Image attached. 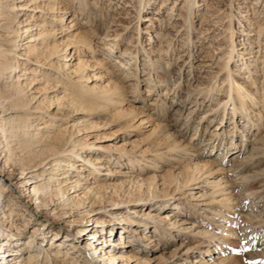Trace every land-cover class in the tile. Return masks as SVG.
Here are the masks:
<instances>
[{
  "label": "rangeland",
  "instance_id": "374dc122",
  "mask_svg": "<svg viewBox=\"0 0 264 264\" xmlns=\"http://www.w3.org/2000/svg\"><path fill=\"white\" fill-rule=\"evenodd\" d=\"M66 1L73 10L66 15V19H75L79 25L78 32L93 36L94 46L104 45L98 44V38L94 37L96 28L103 29L104 33L109 29L117 30L120 38L116 41L118 48L112 59L90 56L87 58L90 66L85 71L90 74L86 79L90 77V80L86 87L73 85L63 75L61 64L64 62L60 61V57L39 63L34 61L37 66L32 63L35 57H26L29 51L26 48L34 45L30 43L31 36H28L27 40L21 41L24 47L17 51L23 54L18 59L25 63L26 69L16 70L13 78L16 80L24 71L29 77L37 74L36 78L41 80L32 88L25 87V90L22 89L24 92H20L24 95L22 99L25 105H30V95L36 97L31 105L36 109L30 110L33 126L47 130V135L54 137L59 134V129L47 128L52 124L57 128L64 125L68 131L63 135L68 141L87 142L90 152L84 154L86 158L106 160V166L100 168L99 173L92 172L89 181L85 178L90 168L79 173L84 176L83 179L77 176L76 171H70V167H63L73 173L72 176L79 179L84 187L96 185L100 188L97 199L89 209H82L88 212L87 221L74 226H64V220H71L68 216L63 219L59 213L49 215L47 210L36 211L35 206L24 203L16 188L20 170H8V174L7 171L0 172L3 180L1 186L17 204L13 206L15 211L21 212L23 220L27 221V225L19 224V229L10 225V230L7 227L8 217H0V230L20 241L19 245L11 248L28 243L35 227L42 226L41 231L49 233L43 245L47 244V248L53 245L54 249V246L62 243L63 246L55 249L62 256L57 263L54 260L48 263L41 258L38 263L35 260L32 264H93L80 248L83 244L80 237L84 235L78 236V231L97 225L100 234L96 240L101 237L108 240L104 248L110 250L115 248L111 243L120 242L121 248L116 250L121 261L117 264H264V118H258V114L264 112V37L258 47V31L255 28L264 22V0H195L190 48L186 44V33L176 35V28L173 27L174 22L182 25L187 19V0H144L149 5H145L140 16L135 13L138 0H85V9L76 2ZM55 2L59 4L60 1ZM55 2L49 3L53 5ZM231 8L235 13L242 12L249 15L247 18H254L257 24L251 28V32H243L242 28L241 33L234 36L235 50L229 60L232 45L228 31L231 20L227 14ZM157 9H161L164 15L160 17L164 20L161 22L164 37L156 38L154 33L155 38L150 40L152 29L145 18L155 15ZM167 10L173 13L171 21ZM33 14L38 22L45 20L54 28L67 26L58 23V14L55 17L49 14L50 19H43L45 15L40 16V13ZM33 14L30 13L31 16ZM27 17L20 15L17 21L22 23ZM244 20L246 17H242ZM111 24L116 27L111 28ZM127 26L129 28L124 30ZM138 26L141 29L140 46L151 53L148 55L154 60L155 67L150 71L145 65L147 61L142 55V47H137L140 51L138 66L132 71L138 81H125L126 71L119 70L117 57L127 48L134 52L136 45H130V42L135 41ZM233 27L236 31L241 28L236 18ZM41 28L33 34H38ZM50 29L52 27H47L45 34ZM42 43L39 41L37 45L41 46ZM76 47L78 44H71L67 54L70 56ZM71 66L75 69L78 60ZM180 69L181 80L178 74ZM218 72L219 79L230 73L238 82L236 89L244 88L239 92L244 95L249 92L259 104L253 106L252 101L246 99L252 107L254 127L251 132V124H246L247 118L235 115L239 129L246 124L247 140L244 141L243 133L238 131L235 132L238 137L231 138L233 124L231 114H227L220 129L225 143L212 149L211 139L215 132H219L216 126L220 122V115L212 122L214 114L205 118L202 116L212 111L216 104L210 103L205 94L191 95L187 100L186 95L198 87L205 89L209 82H214L213 76ZM203 76H208V79L204 80ZM155 83L150 92V87ZM64 88L83 104L80 102L79 107H67L59 102ZM115 88L118 91L110 93ZM233 94L237 96L235 91ZM195 101L199 108H195ZM217 107L222 113V107ZM190 108L195 111L188 121L186 117ZM129 109L136 111L130 114ZM3 113L8 114L6 118L11 116L10 112H0V115ZM26 114L23 113L24 116ZM38 118L41 120L37 121ZM73 161L83 164L82 161ZM204 162L208 164L207 170L202 172L204 176L185 191L191 192V199L184 200L181 190L185 180L193 176L192 168ZM108 167L111 174L106 170ZM44 170L35 172L41 174ZM207 179L210 182L221 179L228 183V197L215 195V189L206 184ZM74 214L72 219L78 221V213ZM156 216H169L173 225L159 226ZM125 219H131L134 223H127ZM4 222L6 225L2 228ZM229 231L233 233L230 235ZM84 234L87 236L89 233ZM140 234L148 239L140 241ZM41 238L37 237L35 246L42 243L44 237ZM96 240L94 245H98ZM31 251L35 255L36 250ZM67 252L69 257L65 260ZM23 257L22 264H27L28 255ZM19 261L14 259L12 262L17 264Z\"/></svg>",
  "mask_w": 264,
  "mask_h": 264
},
{
  "label": "bare ground",
  "instance_id": "6f19581e",
  "mask_svg": "<svg viewBox=\"0 0 264 264\" xmlns=\"http://www.w3.org/2000/svg\"><path fill=\"white\" fill-rule=\"evenodd\" d=\"M59 1V4H56L55 0H0V112L11 113V116L7 118L6 116L8 114L6 113L0 115V172L7 171L8 174V170H10L11 172L13 170H20L21 175L16 183V188L20 196L24 198V203H26L28 206H35L36 211H38L39 209L47 210L49 215L56 216V214L59 213L63 219H67L68 216V218H71V220H64V226H66V224L74 226L77 224H82L83 221H87L88 212L82 211V209H89L90 205H92L97 199L100 188L96 185L84 187L83 183L79 179H76L75 176H72L73 173L69 172V170H66L63 167H70V171H76L77 176H80L83 179L84 176L79 175V173L81 171L86 172V168H90L91 170H88V175L85 178L86 180H88L92 172L99 173L100 168H105L104 166L106 165L104 163L106 160L94 159L93 157L86 158V155L84 154H88L90 152V150H88V143L82 142V140H78L77 142L68 141L63 135V133H66L68 131V128L64 127V125H59L58 128L57 126L55 127L54 124H52L49 128H47V126L45 127L49 130H54V128L59 129V134H56V136L54 137L47 135V130H41L43 128L33 126L31 119L32 114L30 113V110L32 111L36 109V107L33 108L31 106L36 97L30 95V105H25L22 99L24 95L20 92L22 91V89L25 90V87L27 89L29 88V86L30 88H32V86H34L41 80L36 78L37 74H32L35 77H29L24 71H22V73L24 74L18 76L16 80L15 78H13V74L17 72L16 70H18L19 68L26 69L24 68L25 63L19 62L18 59L19 55L21 57L23 56V54H19L17 51L18 49L24 47L21 41L23 42L24 40H27L26 37L31 36L30 43H34V45L32 47L27 46L28 48L26 49H28L29 51L25 55L26 57H35L33 58L32 63L34 61L39 63L40 61L52 60L56 57H60V61L64 62V64H61L64 72V77L69 79L73 85L86 87L87 81L90 80V77L86 79V77L90 74H87L85 72L86 69L90 66V60H88L87 58H90V56L92 58L102 56L111 60L115 54V49L118 48L116 45V41L120 38V34L117 33V30L109 29L106 33H104L103 29L96 28L95 34L97 35L94 34V37L98 38V44L104 45L101 47L99 45L98 47L94 46L93 44H95V41L93 42V36L87 35L88 33L86 34L84 32H78L77 28L79 25L76 23L77 21L75 19H66V15L73 12V10L70 8V4H67L66 0ZM69 1L80 4L81 8L85 9L86 7L85 0ZM49 2L55 3L52 5ZM262 2L264 3V1ZM186 3L187 19L182 25H178V23L174 22L173 27L176 28V35H181V33L183 32L186 33V35L188 36V42L186 44L190 48V44L192 45L189 40V38L192 36V33H190V27L192 25L191 16L193 7L196 3L195 0H187ZM147 4L149 5L148 2L144 3V0H138V7H136L135 9V13L137 16H140V14H142L145 5ZM33 12L40 13V16L45 15L43 16V19H50V17H48L49 14H53L52 16L58 14V16L56 15V17L58 18V23H60V25L67 26H62L60 29H57L53 26H49L50 24H48V22H46L45 20H39L38 22V20L34 18L35 15L33 14ZM55 12L57 13L55 14ZM30 13L33 14V16H31ZM59 13H61V15ZM167 13L171 21L174 17L173 13L172 11L168 10ZM20 15H27L28 17L24 22L20 23L17 21ZM161 16H164L163 12L161 13V9H157V13L155 15H151L145 18V21L149 22L152 29L151 33L149 34L150 40L153 39L154 33H156V38L160 39L164 37L163 28L161 26V22H163L164 20L161 19ZM247 16L249 15H245V13L242 12L235 13L233 8H231L230 12L227 14V17H229L231 20L228 31V34L230 36L229 42L232 45L231 52L229 53V60L232 59L233 52L235 50V41L233 39L234 36L241 33L242 28H244L243 32H251V28L255 24H257V22L254 21V18H247ZM242 17H246V20H244L245 22L242 21ZM235 18L241 26V28L238 29L239 31H236L233 27ZM114 25L115 24H111V28L116 27ZM118 26H120V24ZM39 27H42L41 31L38 32V34H33L34 31L39 30ZM47 27H52V29H50L45 34V30L47 29ZM127 28L129 27H125L124 30H127ZM255 28H257L258 31L257 43L259 47L261 38L264 37V22L262 24H259ZM136 34L137 36L136 38H134L135 41L130 42V45H136V49L134 50V52H131L129 48H127L124 49V51L117 57L118 61L116 63H118L119 70L126 71V73L124 74L126 77L125 81H138V79L134 75L135 73L133 72L138 66V54H140L139 48L137 47H142V55L148 63H146L145 65L150 68V71L152 69L154 70L155 67L154 60L151 56L148 55L151 53L143 49V46H140L139 37L141 34V29L139 26L136 28ZM219 36L224 37V35L222 34H220ZM39 41L43 42L41 46L37 45ZM248 41L250 42V39H248ZM71 44H78V47H76V50H74V52H72L69 56V54H67V50L71 46ZM59 54L61 55L59 56ZM78 55L84 58L78 59ZM75 60H78V66L74 69L71 65ZM103 62L104 61H102L101 63ZM33 64L35 66L38 65L36 63ZM227 64L229 65V61ZM180 71L181 72H179L178 74L179 79L181 80L182 70L180 69ZM202 78L204 80H207L208 76H203ZM213 79L212 80L214 82L208 81L209 85L205 87V89H201L200 87H198L195 91H190L186 95L187 100L191 95L199 96L201 94H205L210 103L215 102L216 104V107H213L212 111L206 112L205 115L202 116V118H205L209 114H214L213 118L211 119L212 122L217 116L220 115V122L218 125L222 124V126H216V129H218L219 132L214 131L215 134L211 139L213 140L211 145L213 147L212 149H214L215 146L221 147L223 143H225V138L220 132V129H222L223 127V119L227 114H231V122L233 124V127L230 130L231 138L234 139V136L238 137L235 134V132L238 131L240 133H243V140H247L248 137L246 133L247 130H245V125L251 124L249 130V132H251V128L254 127V121H252L253 118L251 117L252 107L247 103L246 99H250L253 106H257L259 104L256 99H252V94H249V92H246L245 95L239 92L241 90L243 91L244 88L240 87V89H236L238 82L230 73L225 74V77L219 79L218 72L215 74V76H213ZM23 81H26V83H24ZM155 85L156 83L152 84V86L150 87V92L153 90L152 87H155ZM9 91L12 92V94L9 93ZM115 91H118L117 88L113 90L111 89L110 93ZM234 91L236 92V97L233 94ZM173 98H175V96ZM78 99L79 98L76 99L67 88H64V90L62 91V96L58 101L63 103V105H66L67 107H74L78 106L80 102H82L81 104H83V101H79ZM51 103L50 105H52ZM193 103H195V108H199V104L197 101ZM217 105L222 107V113H219V108L217 107ZM135 111L136 110L134 109H129L130 114L135 113ZM193 111H195V109L190 108V112L186 117V120L188 119L189 121V118ZM23 113L27 114L24 116ZM239 114L247 118V123L243 126L242 129L238 128L237 121L235 120V115L239 117ZM258 118L262 120L264 118V112L263 114H258ZM40 120V118L37 119V121ZM195 132L197 133L198 129H196ZM232 144L233 143H231V145ZM100 148L105 149L106 147L100 146ZM73 160L78 162L82 161L83 164L79 165L77 163H73ZM205 163L206 162H204V164L201 166L199 165L195 168H192L193 176L185 180L183 188L181 190L182 192H184L182 196L184 200L191 199V192L188 193L185 191L189 190L193 185L197 184L201 177L204 176L202 172L206 171L208 168V164ZM39 169L45 170L41 174L36 173L35 171H38ZM106 170L111 171L109 167L106 168ZM111 173L112 171L110 172V174ZM2 181L3 180L0 176V213H3L0 217L2 219L3 215L8 217L9 222L7 227H9L10 225H14V227H17V229H19L18 225L22 223H24V225H27V221L23 220V214L21 212L17 213L15 211L16 209H14V207L17 204H15L11 199V196L8 195L9 192L1 186ZM206 184H209L213 189H215V195H225L226 197H228V188H226L228 183L225 184V182H223L221 179L218 182H210L207 179ZM228 193L231 194V192ZM25 209L27 210V208ZM75 212L78 213V221L76 219H72L73 215H75ZM155 220L157 224H159V226L161 224H165L166 226L173 225V223H170L172 218H170L169 216H156ZM17 221H20V223L18 222L17 224H14ZM125 221L127 223H134L131 219H125ZM89 223L91 222H88V224ZM2 225V228H4L6 222H4ZM96 227L97 225L94 227H87L78 231V236L84 235L80 237L83 242L80 248L87 254L86 257L90 263L117 264L118 261H121V256L118 255V250H116L121 248L120 242L118 241L111 243V245L115 248H112L110 250L104 248L108 240H106L105 237L104 239L101 236V239L96 240V237L100 234V231ZM187 229L188 228L184 230ZM41 230L42 226L35 227L32 235L28 240V243L23 244L22 246L20 245V247L14 249L11 247L19 245L20 241L14 238L11 234L0 230V264H14L12 262L14 259H19L20 261L18 263L22 264V259H24L23 256L25 255H28L27 264H32L35 260V262L38 263L39 259L41 258L43 260H46L48 263H51L52 260H54V263L59 262L58 258L60 257V255L62 256V253L56 251L55 249L63 246L62 243H59V245H57L56 247L54 246V249L53 245L47 248V244L45 246V244L43 245V242H45L44 240L47 238L46 235L49 233ZM84 233H89L90 235L88 234L86 236ZM232 233V231L228 232V234L230 235ZM16 235H18V232H16ZM39 236L42 237L41 239H43L44 237V239L41 241L42 243H37V246H35V240H37V237L39 238ZM55 237H57V234ZM139 238L140 241L142 240L144 242L148 239V237L143 234H140ZM95 240L98 241V245H94ZM24 245L26 246L25 248H23ZM10 248L11 250H9ZM32 249L33 251L36 250L35 255H32ZM66 255L67 256L65 260L69 257L68 252ZM66 264L69 263L66 262ZM76 264H78V262H76Z\"/></svg>",
  "mask_w": 264,
  "mask_h": 264
}]
</instances>
